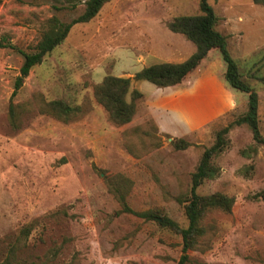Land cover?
<instances>
[{
  "label": "rangeland",
  "instance_id": "374dc122",
  "mask_svg": "<svg viewBox=\"0 0 264 264\" xmlns=\"http://www.w3.org/2000/svg\"><path fill=\"white\" fill-rule=\"evenodd\" d=\"M208 3L241 79L258 93L264 135V6ZM53 4L59 2L0 0V259L177 264L181 236L160 221L166 216L186 227L191 174L216 131L246 110L247 93L224 80L225 63L212 49L179 84L132 79L143 94L136 113L126 124L111 122L94 98V85L106 75L132 78L144 66L186 59L195 46L168 22L200 11L199 0H109L89 21L74 24L13 94L20 50L32 49L46 18L70 21L83 10V3L60 10ZM41 99L79 106V114L62 122L39 109ZM10 102L20 105L18 128L9 121ZM133 126L140 129L128 134L132 154L123 133ZM173 138L189 145L175 149ZM227 139L213 158L219 173L203 180L198 192L225 194L233 203L229 211L204 215V234L184 264H264V146L246 125L231 127ZM114 174L131 181L128 205L156 217L121 210L107 187Z\"/></svg>",
  "mask_w": 264,
  "mask_h": 264
},
{
  "label": "trees",
  "instance_id": "16d2710c",
  "mask_svg": "<svg viewBox=\"0 0 264 264\" xmlns=\"http://www.w3.org/2000/svg\"><path fill=\"white\" fill-rule=\"evenodd\" d=\"M20 1V0H19ZM22 1V0H21ZM59 4H53L55 10L62 8H74L77 3H83V10L70 21H63L56 14H52L44 21L39 38L28 52L21 51L23 61L19 68L13 85V94L23 83V77L27 76L30 69L42 62L43 58L58 46L67 36L70 28L81 22H87L93 18L102 5L109 0H55ZM256 4L264 6V0H252ZM55 3V2H54ZM200 13L195 15L175 16L168 22V28L184 35L194 46V51L180 62H158L142 67L136 71L132 78L106 75L94 85L93 95L97 103L105 110L108 119L117 125L128 123L136 113L137 103L143 94L131 86L132 79L145 80L157 87H166L179 84L191 73L204 59L210 50L217 49L225 63L223 73L224 80L237 90L247 93L246 110L233 118L228 124L219 128L215 133L213 143L204 148L195 170L191 174L190 186L185 198L184 211L187 218L186 227H180L175 221L163 216L160 223L168 226L181 236L182 252L177 264H184L187 259V251L197 246V238L204 234L202 223L204 215L212 209L229 211L233 199L225 194L211 193L202 195L198 187L203 180L217 176L219 168L213 163V158L228 144L227 134L234 125H246L251 131L255 142L264 146V135L260 132L258 117V93L239 74L236 62L230 55L226 37L215 29L217 17L208 0H199ZM12 94V95H13ZM41 111L53 116L62 122H70L79 114V106L67 104L61 99L37 101ZM20 105L9 103L8 117L12 127H19ZM140 126H133L123 133V142L129 153H134L127 141L128 134L136 135ZM138 138V137H136ZM175 149H184L189 143L183 138H173L171 141ZM108 190L118 201L121 210L132 213L138 217L151 219L156 217L151 210L137 211L132 209L126 200L127 191L131 185L129 178L122 174H114L108 177ZM180 202L182 199H179ZM0 264H20L14 262L10 256L0 259Z\"/></svg>",
  "mask_w": 264,
  "mask_h": 264
}]
</instances>
